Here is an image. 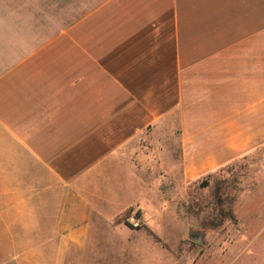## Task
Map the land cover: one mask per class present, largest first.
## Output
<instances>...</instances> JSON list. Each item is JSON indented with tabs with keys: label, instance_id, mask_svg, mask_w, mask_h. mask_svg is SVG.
Segmentation results:
<instances>
[{
	"label": "crops",
	"instance_id": "obj_1",
	"mask_svg": "<svg viewBox=\"0 0 264 264\" xmlns=\"http://www.w3.org/2000/svg\"><path fill=\"white\" fill-rule=\"evenodd\" d=\"M78 3L0 0V250L148 264L115 220L166 235L169 187L264 146V0Z\"/></svg>",
	"mask_w": 264,
	"mask_h": 264
},
{
	"label": "rangeland",
	"instance_id": "obj_2",
	"mask_svg": "<svg viewBox=\"0 0 264 264\" xmlns=\"http://www.w3.org/2000/svg\"><path fill=\"white\" fill-rule=\"evenodd\" d=\"M64 1L55 0L57 26ZM78 1L72 0L73 5ZM101 1L87 0L88 10ZM78 13L73 9V16ZM170 189L166 235L141 221L136 207L115 220L132 240L143 239L132 232L151 238L148 264H264V230L260 232L258 224L264 212V146L185 187L181 202ZM3 225L0 222V230ZM11 238L0 235V247ZM159 246L166 250L165 261L160 260ZM13 253L0 250V264H16Z\"/></svg>",
	"mask_w": 264,
	"mask_h": 264
}]
</instances>
